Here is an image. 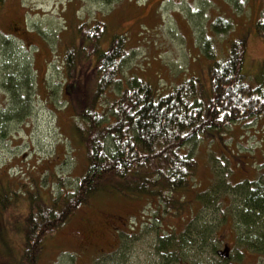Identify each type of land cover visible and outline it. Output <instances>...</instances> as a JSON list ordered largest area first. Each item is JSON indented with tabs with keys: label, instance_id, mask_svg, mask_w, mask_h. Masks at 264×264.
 I'll use <instances>...</instances> for the list:
<instances>
[{
	"label": "rangeland",
	"instance_id": "1",
	"mask_svg": "<svg viewBox=\"0 0 264 264\" xmlns=\"http://www.w3.org/2000/svg\"><path fill=\"white\" fill-rule=\"evenodd\" d=\"M4 1L0 6V189L5 185L6 192L15 194L12 200H0V264H15L18 259L22 264H164L172 250L162 249L158 237L175 236L192 218V226L203 223L209 232L206 244L203 240L199 244L204 247L203 260H197L193 250L187 257L182 254L186 261L180 264L224 263L216 256L218 250H227L232 264H264V254L235 246L230 191L212 197L214 202L206 197L218 181L235 185L264 174V114L237 120L225 134H214L213 141L205 138L187 147L197 168L190 182L193 187L178 194L183 207L178 211L177 203L164 202L159 209L148 198L127 196L129 189L118 192L104 186L47 236L21 234L29 195L40 194L39 199L48 204L64 203L62 196L76 187L87 164L84 139L72 129L81 126L80 119L76 107L66 103L69 97L63 89L69 84L67 73L75 74L74 65L84 66L88 58L76 52L73 68L65 70L62 53L71 41L66 27L87 28L98 22L105 29L98 35L101 48L111 35H124L122 78L150 81L158 92L173 88L190 74L208 88L209 60L203 40H211L212 54L219 58L226 54L229 41L244 39L242 74L252 86H263L264 33L256 27L264 16V0ZM220 17L230 24L226 34L211 30ZM10 33L15 37L7 40L4 35ZM20 69L29 74L28 86L13 83L12 87L9 78L17 81ZM91 74L81 75V81ZM83 86L82 92L88 94L78 95L81 106L93 91ZM116 86L107 88V97L98 101H114L120 94ZM12 93L20 108L6 118L3 113L14 104ZM142 214L144 222L133 232L130 223ZM36 237L42 238L37 241L41 246L30 262L27 255L32 250L27 253L25 248L29 241L35 245Z\"/></svg>",
	"mask_w": 264,
	"mask_h": 264
},
{
	"label": "trees",
	"instance_id": "2",
	"mask_svg": "<svg viewBox=\"0 0 264 264\" xmlns=\"http://www.w3.org/2000/svg\"><path fill=\"white\" fill-rule=\"evenodd\" d=\"M4 2L0 0V6ZM229 28L230 24L222 17L215 19L211 25V30L220 34H226L224 32ZM256 28L263 35L264 16L258 20ZM66 30H69L71 41L66 42L70 47L66 46L62 53L65 70L74 64L72 59L77 57L76 52L86 53L88 58L84 66L74 65L77 68L75 74L67 73L70 80L66 89H63V93L69 97L66 103L76 107L75 113L80 119L81 126L75 124L72 129L79 134V139H84L87 164L83 174L78 177L76 187L72 191L67 190V194L62 196L64 203L57 201L48 204L39 199L42 198L40 194L29 195L27 215L22 221L23 238L29 235L34 238L35 232L47 236L66 220L78 204L85 202L104 186H110L118 192L129 189L130 194L126 193L127 196L148 198L159 209L162 206L164 208V202L166 205L177 203L174 207L180 210L183 207L178 194L193 187L190 182L197 168L192 150L187 147L197 146L198 140H208L214 134H225V129L228 130L230 124L237 120L253 119L264 114V81L263 86L254 87L241 71L246 45L244 39L229 41L226 54L219 58L212 54L211 40H203L202 45L209 60L208 88L200 78L190 74L173 88L158 92L150 81L129 76V79L122 78L126 43L124 35H111L107 46L101 48L98 35L103 30L104 34L105 29L98 22L87 28L85 25L75 29L70 26ZM4 37L9 40L15 36L10 33V36L6 34ZM88 72H92L91 78L88 76L81 81L80 76ZM19 77H22L20 82ZM16 79L9 78L12 87L16 83L25 88L28 86L29 74L20 69ZM83 85H89L93 91L89 93L88 102L81 106L78 95L86 97L88 94L82 92L86 88ZM113 86L120 93L116 99L98 101L103 96L107 97V88L109 90ZM12 94L14 104L7 109V113H3L6 118L13 112L17 113L20 108L17 106V96ZM237 183L228 185L218 181L219 185L207 192L206 197L214 202L212 197L224 195L227 189L230 191L234 197V201H230V213L235 228V246L262 255L264 174ZM6 193L7 197L13 198L15 191ZM194 219L181 226L182 230L175 236L165 234L158 237L162 249L172 250L168 251L164 264H180L181 260L186 261L182 254L187 257L193 250L197 260H203L204 247L199 244L202 240L206 244L209 232L203 223L192 226ZM36 238L35 245L29 241L27 246L30 247L25 248L27 253L35 250L34 254L27 255L30 262L36 260L37 250L41 246L37 245V241L42 238ZM218 251L216 256L224 263H233L228 255L222 257ZM24 259L27 261L26 257ZM15 264L22 263L18 259Z\"/></svg>",
	"mask_w": 264,
	"mask_h": 264
},
{
	"label": "flooded vegetation",
	"instance_id": "3",
	"mask_svg": "<svg viewBox=\"0 0 264 264\" xmlns=\"http://www.w3.org/2000/svg\"><path fill=\"white\" fill-rule=\"evenodd\" d=\"M5 182H7L8 186H9L10 183H11V182H9L8 178L5 179ZM9 187H10V186H9ZM0 190H1V193H3V195H1V193H0V200L6 202V201H8V200H12V199H13V198H11V197H7V196H6L7 193H6V187H5V185H3V186H2V189H0Z\"/></svg>",
	"mask_w": 264,
	"mask_h": 264
},
{
	"label": "water",
	"instance_id": "4",
	"mask_svg": "<svg viewBox=\"0 0 264 264\" xmlns=\"http://www.w3.org/2000/svg\"><path fill=\"white\" fill-rule=\"evenodd\" d=\"M227 252V250L224 253L222 251H219V255H221L222 257H226L228 255Z\"/></svg>",
	"mask_w": 264,
	"mask_h": 264
}]
</instances>
